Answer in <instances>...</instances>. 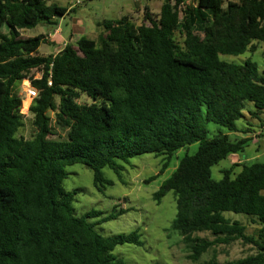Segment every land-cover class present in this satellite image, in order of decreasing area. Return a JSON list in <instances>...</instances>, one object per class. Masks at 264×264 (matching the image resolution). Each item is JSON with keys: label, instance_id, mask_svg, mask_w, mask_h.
I'll use <instances>...</instances> for the list:
<instances>
[{"label": "trees", "instance_id": "16d2710c", "mask_svg": "<svg viewBox=\"0 0 264 264\" xmlns=\"http://www.w3.org/2000/svg\"><path fill=\"white\" fill-rule=\"evenodd\" d=\"M50 1L0 0V264H128L115 250L143 246L142 234L98 230L124 210L77 215L75 192L63 188L67 168L89 167L104 193L114 184L104 169L122 180L135 157H162L150 183L195 144L197 151L185 154L154 194L158 203L175 195L170 230L194 261L217 245L241 241L256 253L226 264H264V162L234 163L219 181L212 175L216 165L249 146V138L230 134L251 131L237 124L246 112L264 126V70L252 59H222L259 51L264 0H163L158 14L146 8L141 24L129 16L106 19L96 39L85 36L41 56L46 36L23 33L56 26L67 15V7ZM33 70L42 72L40 79L30 78ZM27 79L39 91L30 108L31 139L20 136L25 115L15 92ZM83 96L90 102H81ZM210 123L229 133L211 132ZM226 213L245 215L259 227L248 235V227ZM205 232L215 239L195 236ZM207 264L220 263L213 258Z\"/></svg>", "mask_w": 264, "mask_h": 264}, {"label": "rangeland", "instance_id": "374dc122", "mask_svg": "<svg viewBox=\"0 0 264 264\" xmlns=\"http://www.w3.org/2000/svg\"><path fill=\"white\" fill-rule=\"evenodd\" d=\"M138 2V1H137ZM140 6L143 8L148 4V0H141ZM198 0H186L187 4H197ZM76 0H51L50 4H57L62 7H72L73 11L67 16L63 29L68 30L67 23L73 20L81 19L84 22L86 33L93 37V33H97L99 28L95 21L98 19H116L124 4L135 7L134 0H83L81 5H75ZM153 13L160 12V1L153 5ZM145 12V10H144ZM144 12L137 13L134 21L141 24L144 21ZM104 15V16H103ZM52 31L55 26L39 25L35 29L28 30L23 33V37H35L41 33H45L47 29ZM67 35V34H66ZM182 40L181 35H177ZM259 51L256 53H245L240 56H222L223 60L233 63L242 64L247 59L257 62L261 70H264V43L258 44ZM48 47L42 45L41 50ZM47 52H41V56H48ZM32 79H40L42 72L33 70L29 75ZM31 79L24 80L16 87L15 92L23 99L22 113L25 115V126L20 131V136L31 139L35 134L33 124L34 117L30 112L31 99L28 96ZM89 103L90 99L83 96L80 100ZM25 103H29L28 108L24 110ZM49 116L52 119V125L56 127L55 113L50 111ZM257 122L246 112V119L239 121V127L251 128L249 135L251 142L258 143L260 137V129L252 131V127H248V123ZM211 132L216 133L222 131L229 133L225 128L208 124ZM58 134L63 136L61 130L57 129ZM233 139L243 138L242 133H230ZM54 138H57L54 137ZM198 144L179 151L171 162L170 167L157 180L147 181L154 175L160 174L163 166V158L155 157L153 154H146L132 159L130 165H125L123 179L120 180L118 175L111 169H104L105 177L114 184L107 186L104 193L99 192L94 186V174L92 170L82 164H76L67 168L68 178L63 183V188L67 192H75L73 206L77 215L81 216L86 212L96 210L104 213V216L113 213L114 208L117 211H126L125 214L117 219L99 225L98 230L106 235L129 234L133 231H139L142 234L143 246L139 247L133 244L120 245L116 248L115 254L128 264H207L213 258H216L220 264H226L238 259L246 258L254 255L256 251L250 245H246L241 241L231 245H217L209 252L204 254L198 261L192 259V252L183 243L182 238L175 232L171 231L172 222L177 214V203L175 195L170 192L161 203L154 199V194L159 190L161 184L176 170L180 159L185 154H194L198 149ZM250 153L249 147L246 153ZM240 158L232 155L229 159L223 160L212 169L213 178L217 181L223 178V170L229 168L233 163H238L245 156V153L238 155ZM260 162H264L261 160ZM226 217L232 220L241 221L248 227L247 234L253 235L257 228V224L253 223L251 218L242 214L226 213ZM93 220V222H96ZM195 236L214 240L215 237L210 233H197Z\"/></svg>", "mask_w": 264, "mask_h": 264}, {"label": "crops", "instance_id": "0c3cea01", "mask_svg": "<svg viewBox=\"0 0 264 264\" xmlns=\"http://www.w3.org/2000/svg\"><path fill=\"white\" fill-rule=\"evenodd\" d=\"M158 1H160V7H162L163 0H148V4L145 5L143 8L140 6L141 2H137V0H134L135 7H131L130 5L128 6L124 4L119 13V16L116 17V19H120L125 16H129L134 19L137 13H143L144 10H146V8H149L152 11L153 5H155V3ZM67 8H68L67 15L63 17L62 19L57 20V25L55 26V29L53 31L51 28H49L47 29L45 33H41V34H44L47 38L46 46L48 48L44 50H41L40 48V51L42 53L47 52L46 54L48 56L58 54L68 44L75 43L77 40H79L82 37H85V36L89 37L86 33L87 31L84 26V22L81 21V19L73 20L70 24L67 23L68 30L63 29L67 16L70 15L73 11L72 7H67ZM103 20H106V19H98L95 21V24L99 28V30L97 33L92 34L93 37L90 36L89 38L96 39L98 35L102 32V29L100 28L99 24ZM254 121H257V120H254ZM263 123H264V117H263ZM248 126H251V127L253 126L252 131L254 132L256 131V129H259L261 124L259 123V121L253 122V123L250 122L248 123ZM243 135H245L243 136V138H249V135H246V134H243ZM248 147L250 149V153L249 152L246 153V150H245L244 152L245 156L242 157L241 160H238V163H255V162H260L261 160H264V134L261 136L258 143H255L254 141L250 142ZM234 156L237 158H240L238 155H234Z\"/></svg>", "mask_w": 264, "mask_h": 264}, {"label": "built area", "instance_id": "2783aa9c", "mask_svg": "<svg viewBox=\"0 0 264 264\" xmlns=\"http://www.w3.org/2000/svg\"><path fill=\"white\" fill-rule=\"evenodd\" d=\"M138 2H140L141 0H137ZM175 1V0H172ZM83 2V0H76L75 5H81ZM52 85V81L51 78L49 80V86ZM28 96L31 99V103L34 102V100L39 96V91L35 88H33L32 86L30 87V91L28 92ZM31 108V105H30ZM264 134V126H262V128L260 129V137Z\"/></svg>", "mask_w": 264, "mask_h": 264}]
</instances>
